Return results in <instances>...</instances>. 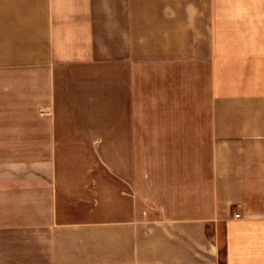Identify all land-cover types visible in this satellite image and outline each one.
Listing matches in <instances>:
<instances>
[{
    "label": "crops",
    "instance_id": "crops-1",
    "mask_svg": "<svg viewBox=\"0 0 264 264\" xmlns=\"http://www.w3.org/2000/svg\"><path fill=\"white\" fill-rule=\"evenodd\" d=\"M260 39L264 0H0V264H264ZM108 142L116 194L69 169Z\"/></svg>",
    "mask_w": 264,
    "mask_h": 264
},
{
    "label": "rangeland",
    "instance_id": "rangeland-1",
    "mask_svg": "<svg viewBox=\"0 0 264 264\" xmlns=\"http://www.w3.org/2000/svg\"><path fill=\"white\" fill-rule=\"evenodd\" d=\"M261 44L264 47V39H260ZM264 60V54L261 55ZM108 71V65L103 67V71ZM101 67L90 66L86 68H78L75 67L70 71H66L65 74H79V73H98L101 72ZM264 77V70L262 71ZM91 107L87 108L90 112L88 114L85 113H76L73 115L65 114L62 115L64 121H98V122H109L112 120V111L110 109V95L105 98L103 102L98 95L92 97ZM101 109L106 111H100ZM111 140L112 138H108L107 140ZM94 147V146H93ZM95 148V147H94ZM97 152V147L96 151ZM101 153L104 157V160H93L92 162H78L77 164H69V169L73 171L78 170H87L89 166L93 171L92 177V185L99 186L101 188L104 185L109 186V190L111 194H116L118 189V179L115 170V155H114V144L109 143L101 146ZM87 155V154H84ZM98 156V155H97Z\"/></svg>",
    "mask_w": 264,
    "mask_h": 264
},
{
    "label": "built area",
    "instance_id": "built-area-1",
    "mask_svg": "<svg viewBox=\"0 0 264 264\" xmlns=\"http://www.w3.org/2000/svg\"><path fill=\"white\" fill-rule=\"evenodd\" d=\"M238 217L240 216V214H236Z\"/></svg>",
    "mask_w": 264,
    "mask_h": 264
}]
</instances>
